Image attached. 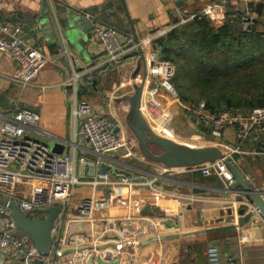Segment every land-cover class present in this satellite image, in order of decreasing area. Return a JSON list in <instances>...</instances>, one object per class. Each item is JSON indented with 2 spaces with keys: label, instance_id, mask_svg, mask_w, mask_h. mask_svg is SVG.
I'll list each match as a JSON object with an SVG mask.
<instances>
[{
  "label": "crops",
  "instance_id": "crops-1",
  "mask_svg": "<svg viewBox=\"0 0 264 264\" xmlns=\"http://www.w3.org/2000/svg\"><path fill=\"white\" fill-rule=\"evenodd\" d=\"M218 1L0 0V21L22 25L24 41L39 52L34 77L26 86L17 80L21 73L16 61L0 52V94L10 103L9 109L0 106V125L2 115L23 108L38 113V131L32 132L33 137L50 146L59 144V154L76 159L75 174L82 183L73 186L71 202L93 196L112 200L117 196L112 207L101 210L88 227L90 222L73 208L65 213L58 227L62 229L57 240L61 238V248L69 242L80 248L78 240L98 233L102 244L96 246L103 250L101 257L116 264H208L207 248L211 244L219 246L223 264H264V218L246 205L251 195L243 193V185H235L236 194L227 192L217 176L193 170L203 163L170 167V172H164L169 166L146 157L126 123L130 108L126 96L134 95L142 86V110L155 132L186 145L214 146L211 132L196 126L186 108L166 90L153 89L146 71L149 50L156 47L158 38L179 25L183 14L198 13ZM228 6L256 16L264 26V0H226V15ZM76 10L94 18V30L85 31ZM211 21L215 26L223 25ZM131 24L144 58L136 54L137 44L126 47L134 38ZM97 27L116 31L124 45L117 61L110 59L98 39ZM74 73L79 78L77 91L72 81ZM80 99L91 104L93 113L112 119L117 125L115 133L125 138L127 145L110 148L106 156L96 154L80 132L83 119L75 115ZM237 138L236 129L225 130L223 140L230 148L239 144ZM81 157L87 163L79 162ZM233 165L251 190L264 187V157L239 154ZM100 172H107L113 182L94 185ZM118 174L133 183H117ZM86 264L98 261L91 258Z\"/></svg>",
  "mask_w": 264,
  "mask_h": 264
},
{
  "label": "built area",
  "instance_id": "built-area-1",
  "mask_svg": "<svg viewBox=\"0 0 264 264\" xmlns=\"http://www.w3.org/2000/svg\"><path fill=\"white\" fill-rule=\"evenodd\" d=\"M186 1V0H184ZM226 0H220L207 5L202 11L189 15H182L180 24L187 22L199 15H205L213 21L224 22L227 20ZM257 23V17L246 13L243 18V28L250 30ZM22 25L7 24L0 21V52L9 54L18 64L21 77L17 80L23 86L30 84V78L34 77V65L39 52L35 47L24 41L22 37ZM96 35L102 42L110 59L117 61L124 52V45L118 39L116 31L112 28L97 27ZM151 39L147 43L151 44ZM148 53L147 79L151 80L153 89L162 88L166 90L177 101L179 92L173 83L175 66L169 60L161 58L160 49L153 47ZM75 74V73H74ZM74 88L77 91L79 85L78 75L72 78ZM183 105L187 112L195 115V120L189 119L197 126L203 123V127L210 129L213 144L223 151V156L213 162H207L193 170H199L205 176H217L225 185V190L233 194L237 193V179L229 168V163L235 162L234 154L252 153L264 156V148L243 149L242 146L230 148L224 142V133L228 128L236 129L239 139L244 142L246 139L252 144L261 142L264 136V107H256L247 112L222 105L218 112L206 110L205 101L197 105ZM75 115L83 119L80 132L91 143L93 151L106 156L110 148L127 145L126 139L115 133L117 125L102 114H95L92 106L87 100H79L75 105ZM40 116L38 113L23 108L10 114L1 116L0 125V264H66L68 260L58 257L61 249L57 244L61 236L63 215L69 214L71 208L78 212V215L85 218L92 224L96 221L101 210H108L112 207L117 196L111 199H98L95 196L71 202V192L74 185L82 183L76 177V159L68 154L54 152L52 147L33 137L32 132L38 131ZM119 128V126H118ZM120 129V128H119ZM230 148V151L228 150ZM227 150L229 152H227ZM79 162L87 163L84 157ZM173 168H165L164 172H170ZM172 173V172H171ZM117 183L129 185L133 180L129 177L118 174ZM247 181H251L247 178ZM113 182L107 172L97 174L94 185ZM145 184V181H136ZM151 184V183H150ZM246 195L251 193L243 192ZM252 194L259 196L264 203V187L252 189ZM250 200V201H249ZM246 203L254 214L263 216L261 209L254 204L249 196ZM15 202L22 211L30 216L46 217V213L38 212V209H47L59 206L60 214L55 220L52 235L54 245L57 248L56 254H44L37 249L25 234L17 231V225L12 217V210L8 203ZM89 223V224H90ZM61 242V238L60 241ZM101 258L99 253H94ZM88 256L85 264L89 263ZM97 259V260H98ZM80 262V261H78ZM208 264H223L219 246L211 244L207 248Z\"/></svg>",
  "mask_w": 264,
  "mask_h": 264
},
{
  "label": "trees",
  "instance_id": "trees-1",
  "mask_svg": "<svg viewBox=\"0 0 264 264\" xmlns=\"http://www.w3.org/2000/svg\"><path fill=\"white\" fill-rule=\"evenodd\" d=\"M229 6L228 18L221 26L201 14L155 41L161 58L175 66L173 83L184 105L203 100L210 112H218L222 105L243 112L264 107V26L257 18L255 26L244 29L246 12ZM187 115L197 122L193 112ZM203 125L197 124L210 131ZM237 140L245 148H264V136L257 144Z\"/></svg>",
  "mask_w": 264,
  "mask_h": 264
},
{
  "label": "water",
  "instance_id": "water-1",
  "mask_svg": "<svg viewBox=\"0 0 264 264\" xmlns=\"http://www.w3.org/2000/svg\"><path fill=\"white\" fill-rule=\"evenodd\" d=\"M258 8H262L261 3L258 4ZM76 13H78L77 16H79L85 31L89 32L95 29L96 26L94 24V18L81 11L76 10ZM131 29L133 31L134 38L128 42L126 47H131L137 44L139 48L136 51V54L140 53L141 58H144L145 52L142 48V45H140V39L138 38L132 24ZM125 31L128 32L127 30ZM66 64L69 66L68 61ZM142 92L143 88L140 86L136 88L134 95L126 96V98L130 101V108L126 115V123L135 134L138 140L140 151L146 157L169 167H186L213 162L223 156L222 150L216 145H186L169 137L159 135L157 132H155V130H153V128L149 125L142 110ZM0 106L3 109L10 108V103L3 93L0 94ZM152 146H156L159 149V153L154 152ZM51 147L54 152L58 153L61 151V146H59V144H52ZM228 165L237 179L236 184H242L244 190L251 193L250 198L252 199L253 203H255L264 214V203L262 202L261 198L255 194H252L251 188L238 173L234 165L232 163H229ZM0 203L5 204L6 202L0 200ZM8 205L12 210V217L16 222L17 231L19 233L25 234L29 239H31L34 246L41 252L44 254H52L54 256L56 254L57 248L54 245L52 229L55 220L60 214L59 206H53L47 209H38V212L46 213V217L41 218L39 216H30L27 212L22 211L19 205L15 202H10ZM98 264H116V261L99 258Z\"/></svg>",
  "mask_w": 264,
  "mask_h": 264
},
{
  "label": "rangeland",
  "instance_id": "rangeland-1",
  "mask_svg": "<svg viewBox=\"0 0 264 264\" xmlns=\"http://www.w3.org/2000/svg\"><path fill=\"white\" fill-rule=\"evenodd\" d=\"M0 137H2L1 134ZM153 149L155 150V152L159 153V149L157 147H153ZM90 224L87 223L86 226L88 227ZM99 236L101 235L95 233V235L90 239L86 238L84 240H78L77 247L80 248H75L76 246H71L68 238L67 242H69V245L66 243L63 248H61L62 244L60 242H57L59 243V249H61V254L58 257H64L66 260H69L71 264H85V259L88 256L89 258H93L94 262L97 263L98 256L94 253L102 254L103 252L101 248L96 246L102 244L101 242H99Z\"/></svg>",
  "mask_w": 264,
  "mask_h": 264
},
{
  "label": "bare ground",
  "instance_id": "bare-ground-1",
  "mask_svg": "<svg viewBox=\"0 0 264 264\" xmlns=\"http://www.w3.org/2000/svg\"><path fill=\"white\" fill-rule=\"evenodd\" d=\"M66 264H70V261L68 260V261L66 262Z\"/></svg>",
  "mask_w": 264,
  "mask_h": 264
}]
</instances>
